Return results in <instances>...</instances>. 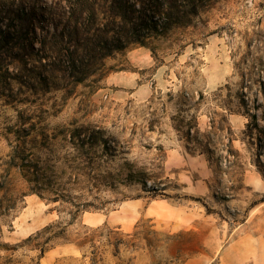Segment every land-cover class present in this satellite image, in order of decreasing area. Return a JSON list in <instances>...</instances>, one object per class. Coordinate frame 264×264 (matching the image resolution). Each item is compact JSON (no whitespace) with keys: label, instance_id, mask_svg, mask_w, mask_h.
Masks as SVG:
<instances>
[{"label":"rangeland","instance_id":"374dc122","mask_svg":"<svg viewBox=\"0 0 264 264\" xmlns=\"http://www.w3.org/2000/svg\"><path fill=\"white\" fill-rule=\"evenodd\" d=\"M239 3L0 0V35L11 33L9 46L0 42V264H264V21L255 22L246 44L243 63H250L251 75L243 87L235 93L227 84L217 89L227 92L223 107L229 117L212 121L204 133L195 119H179L174 130L187 156L173 147L169 151L176 157H168L179 167L151 175L134 172L119 163L131 155L132 140L122 143L106 127L144 118L143 110L133 111L139 101L128 98L146 82L155 97L149 98L151 112L165 95L161 82L181 80L189 67L210 71L211 39L241 34L221 23L247 19L233 7ZM78 4L85 6L77 17L83 16L87 37L76 50L88 64L98 53L93 74L81 82L69 69L67 53L56 46H65L60 35L68 37L75 17L69 6ZM113 7L125 16L114 17ZM55 19L60 23L53 26ZM136 51L145 55L133 64ZM230 119L248 121L239 137L242 149L235 148L237 124L225 128ZM158 126L150 120L148 133L155 135ZM140 127L131 124L132 138ZM225 131L227 156L220 139ZM148 133L139 135L150 152L143 144ZM166 135L161 130L156 138ZM200 158L212 174L203 180L206 192L181 196L186 185L171 177L191 173L197 187L204 170Z\"/></svg>","mask_w":264,"mask_h":264},{"label":"clouds","instance_id":"9594fccd","mask_svg":"<svg viewBox=\"0 0 264 264\" xmlns=\"http://www.w3.org/2000/svg\"><path fill=\"white\" fill-rule=\"evenodd\" d=\"M251 3L252 7L249 8L248 4ZM264 5V0H240L239 6L233 5L237 13H243L246 15L247 19H243L240 16L234 19L231 17L229 20L222 21V24L231 25L236 28L241 34L231 38L227 33L223 35L222 38L213 37L210 41L211 51L215 53V56L211 62V70L205 71L204 69L197 68L194 70L189 67L184 71V75L181 80H176L175 76L171 78L172 83L161 82L159 84V89L162 90L165 95H163L159 100L152 105L151 112H154L155 115H151V112L148 110L149 98L155 99L152 92L150 91L151 85L145 83L142 88L138 90L134 97H129L128 99H133L139 101L133 111L143 110V117H134L131 120L121 121L119 126L115 129L111 128V124L106 125L110 132L116 135L122 143H129L132 140V143L129 144L131 155L126 157L125 161H120L119 163H127L132 166L133 171H143L146 174H153L162 170L168 172L171 171L172 167H179L180 165H173V161L168 157H176L175 151H169L171 148H176L182 152V142L178 143L180 133L175 131L179 119H184L186 122L195 119L196 125L199 128L201 133L211 131V122L220 121L221 117H229V113L224 109L223 104L227 98L226 91H219L217 89H224V86L230 85L233 92L239 91L243 87L245 77L251 75L250 63L248 66H245L243 59L246 55V44L248 40L252 39L251 33L253 32L255 22L257 20L264 21V8L261 7ZM243 19V22H239ZM219 25H217L218 27ZM261 28L264 29V24L261 25ZM245 30L247 34H245ZM229 41H231V47H229ZM219 46V47H218ZM230 56H233L234 59H229ZM187 58H185L186 60ZM171 63V59L169 60ZM181 63H184L183 61ZM193 64L196 61H192ZM221 63L223 67H221ZM165 70H162L161 73L155 78L160 80V77L163 76ZM205 77H208L211 80V83L206 84ZM139 79V77H138ZM194 82V83H193ZM248 83L251 85V79L248 80ZM246 90V89H245ZM259 84L254 85V91H259ZM167 93H171V102H169V97ZM203 94L204 99H201ZM213 93H217L216 97L213 96ZM101 96L103 93L100 94ZM251 95V93H249ZM115 99V97H114ZM215 99V103L213 100ZM99 102V97H97ZM123 102V101H121ZM264 102V99H262ZM184 109V111H181ZM123 115V109L118 113ZM175 118V119H174ZM150 120L159 121V126L157 127L156 134L148 133V122ZM137 123L140 124V129H138V135L134 138L131 137V124ZM248 123L247 120H240L237 122L235 119H230V122L225 125V128H229L232 124H237L235 129L236 133V149H242L243 145L239 143L240 134L244 131V126ZM264 127V124L261 125ZM122 128H127V132H122ZM161 130H164L167 135L161 137L157 140V136ZM143 131L148 133L147 136L143 139L144 145H150L152 150L150 152L145 151L143 146L140 144L141 137L139 132ZM220 139L224 140V144L221 146V151L227 156V131L220 134ZM157 144H162L164 146V152L157 151ZM184 156H187V153H183ZM247 153L245 152V158ZM194 162L189 163V167H193ZM157 165L161 167L158 168ZM200 168L204 169L200 172L201 177L203 178L198 184L197 187L192 186V179L189 177L191 173L187 175H182L178 180L175 176L171 177V180L176 181V183L181 185H186L180 191V195L188 196H200L204 195L206 190L204 188L203 180H208L211 177V172L207 170V166L203 163V158H200ZM197 169L193 167V171ZM152 181H148L149 187L152 186ZM175 194V193H173Z\"/></svg>","mask_w":264,"mask_h":264},{"label":"trees","instance_id":"16d2710c","mask_svg":"<svg viewBox=\"0 0 264 264\" xmlns=\"http://www.w3.org/2000/svg\"><path fill=\"white\" fill-rule=\"evenodd\" d=\"M83 7H85L84 4L70 5L69 6V10H71L73 12V14H75V17H73V20L71 21V23H74V26L67 27V34H69L68 37H65V34L60 35V38L63 39V42H65V46L64 45L60 46L56 42V38H54L55 42L57 43V45H56L57 50L63 49V51L65 53H67L68 64L70 65L69 69L75 73L74 76H77L76 78H77L78 82H81L80 80L86 79V77L89 76V74H93V72L95 70V65H94V63H92L93 62L92 60H93V56L98 54L95 52L94 55H91L90 57H92V59H90V64H88L89 60L84 61L83 57L80 54V51L76 50V47L80 48L82 46V39H83V41H85V38L87 37V35L84 34V33L87 34V29L83 28L82 24L80 22L81 20H83V16H81L80 18L77 17L78 14H81V12H83ZM113 12L111 11L113 16L114 17L116 16V18H122L123 16H125L124 14L120 15L122 13H118V10L116 11V8H114ZM92 13H94L95 16H98L97 10L95 11V9L94 10L92 9ZM52 22H53L52 23L53 26H56L58 23H60V19H55ZM43 30L47 34L49 33L51 36L59 37V36H57V34L54 35L53 33H51V31L48 30L47 28H45ZM10 35H11V33L9 34L8 31L1 34L0 35V42L9 46L10 40H11ZM17 35H18V32H17ZM64 40H68V42H66ZM72 46L74 47L73 49H72ZM48 48H49V45H48ZM48 48L45 45V49H48ZM108 48H109L108 46L107 47L105 46V48L104 47L102 48V46H100L101 50H108ZM111 48L113 50V48H117V47L111 46ZM0 50L1 51L3 50L1 46H0ZM52 50L53 49H51V52H52ZM102 54H104V53L100 54L101 59L103 58ZM78 76H82V77H80L78 79Z\"/></svg>","mask_w":264,"mask_h":264},{"label":"crops","instance_id":"0c3cea01","mask_svg":"<svg viewBox=\"0 0 264 264\" xmlns=\"http://www.w3.org/2000/svg\"><path fill=\"white\" fill-rule=\"evenodd\" d=\"M145 53H143L142 51H136L131 55V60L133 61V64H136L137 61H139L141 56H144ZM147 58V56H146Z\"/></svg>","mask_w":264,"mask_h":264}]
</instances>
